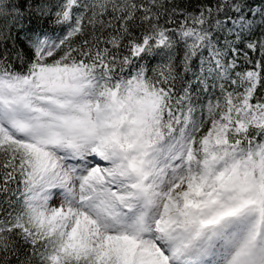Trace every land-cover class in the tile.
<instances>
[{
  "label": "snow or ice",
  "instance_id": "6c2138e0",
  "mask_svg": "<svg viewBox=\"0 0 264 264\" xmlns=\"http://www.w3.org/2000/svg\"><path fill=\"white\" fill-rule=\"evenodd\" d=\"M0 44V264H264V0H0Z\"/></svg>",
  "mask_w": 264,
  "mask_h": 264
},
{
  "label": "trees",
  "instance_id": "16d2710c",
  "mask_svg": "<svg viewBox=\"0 0 264 264\" xmlns=\"http://www.w3.org/2000/svg\"><path fill=\"white\" fill-rule=\"evenodd\" d=\"M14 3L17 4H22L23 0H13ZM174 2L176 4H178L180 7L186 8L188 10H193L195 8V5L197 3H199V0H174ZM249 2L253 5H260L261 4V0H249ZM163 23V21H161ZM25 26H29L27 24V21H25ZM31 27L35 28L36 24H32ZM48 26H46L47 29ZM15 34V33H14ZM57 35H59V32L56 33ZM256 36L260 35V30H257V32L255 33ZM223 39V37L221 36V40ZM241 48H243V45H240ZM4 45L0 44V50H3ZM7 48L11 49L12 48V42L11 40H9L7 42ZM183 55V49L182 47L178 50L177 53V60H179ZM159 62V59H149L148 61H146V63L148 64L149 69H151L152 67H154L157 63ZM14 66L16 68V70H20V66L19 64H16L14 62ZM200 71V62L199 59H194L191 65V71L188 73H184L183 69H180L181 75L184 77V80L186 82H190L192 83V104L195 107L196 111L194 113L195 117L197 119H199L201 117V113L202 110H204V114L206 115V105L209 102V100H212L215 98V96L219 95V89H209V91L204 92L201 91L200 88L196 85L195 82V78L193 73H199ZM186 86V84H185ZM10 210L8 208V204H7V198L3 195H0V214H3L5 211ZM13 264H15V261H13Z\"/></svg>",
  "mask_w": 264,
  "mask_h": 264
}]
</instances>
